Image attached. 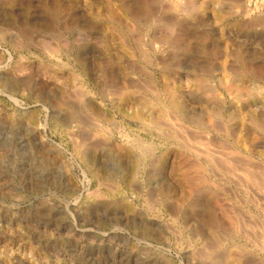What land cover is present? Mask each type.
<instances>
[{"label": "rangeland", "instance_id": "rangeland-1", "mask_svg": "<svg viewBox=\"0 0 264 264\" xmlns=\"http://www.w3.org/2000/svg\"><path fill=\"white\" fill-rule=\"evenodd\" d=\"M167 1L0 0V264H264V0Z\"/></svg>", "mask_w": 264, "mask_h": 264}, {"label": "bare ground", "instance_id": "bare-ground-1", "mask_svg": "<svg viewBox=\"0 0 264 264\" xmlns=\"http://www.w3.org/2000/svg\"><path fill=\"white\" fill-rule=\"evenodd\" d=\"M171 1V0H170ZM170 1H167L166 3L167 4H169V2ZM194 1V0H193ZM197 1V0H196ZM190 2L192 3V0H190ZM171 4H173L174 5V3H171ZM170 5V4H169ZM188 6H189V4H187ZM170 6H172V5H170ZM176 6V5H175ZM190 7V6H189ZM148 8V7H147ZM165 8V7H164ZM114 9V8H113ZM112 10V9H111ZM115 10H117V9H115ZM238 10V9H237ZM116 12V11H115ZM152 12V11H151ZM150 12V13H151ZM117 14V13H116ZM164 14V13H163ZM175 15V14H174ZM149 16V15H148ZM164 16V15H163ZM107 17V16H106ZM144 17V16H143ZM142 17V18H143ZM168 17V16H167ZM166 17V18H167ZM170 17V16H169ZM134 18V17H133ZM155 18V17H154ZM157 18V17H156ZM174 19V18H173ZM110 20V19H109ZM122 20V19H121ZM113 21H115V20H113ZM168 27V26H167ZM139 38V37H138ZM140 47V46H139ZM141 50V49H140ZM141 56H142V54H141ZM146 57V56H145ZM144 59V58H143ZM143 72V71H142ZM229 77V76H228ZM241 80V79H240ZM246 82V81H245ZM222 84L226 87V88H228L229 90H231V91H233V92H235V93H237V94H239V95H242L244 92H245V85H244V83L243 82H241V81H239V80H237V81H235V80H229V79H227V78H225L224 77V80L222 81ZM248 85V84H247ZM227 89V90H228ZM248 94V93H247ZM246 95V94H245ZM243 96V95H242ZM239 99V98H238ZM154 104V103H153ZM173 105V104H172ZM145 112V111H144ZM160 112V111H159ZM152 113V112H151ZM161 113V112H160ZM100 114V113H99ZM150 114V113H149ZM148 114V115H149ZM154 114V113H153ZM152 114V115H153ZM157 116L156 117H159L160 118V114L159 113H157L156 114ZM164 115V114H163ZM149 117V116H148ZM162 117V116H161ZM165 117H168V116H165ZM174 117V116H173ZM210 117V116H209ZM137 118V117H136ZM139 118L141 119L142 117H140L139 116ZM206 118V117H205ZM139 119V120H140ZM172 120V119H171ZM206 121H208V119H205ZM162 122H164V121H162ZM165 122H166V120H165ZM176 123V122H175ZM210 123V122H209ZM170 124V123H169ZM206 124V123H205ZM178 125V124H177ZM213 125V124H212ZM171 126V125H170ZM181 126V125H180ZM179 126V127H180ZM211 126V125H210ZM155 127V126H154ZM175 127H177V126H174V129H175ZM170 128V127H169ZM171 128H172V126H171ZM183 128V127H182ZM173 129V130H174ZM184 129V128H183ZM191 129V128H190ZM164 130V129H163ZM188 130V129H187ZM160 131V130H159ZM184 131L185 130H183V137L185 138V136H187V135H184ZM189 131V130H188ZM186 132V131H185ZM177 133V132H176ZM181 133V132H180ZM186 134V133H185ZM179 135V134H178ZM182 135V134H181ZM190 135V134H189ZM188 135V136H189ZM199 135V134H198ZM177 136V135H176ZM175 136V137H176ZM192 136V135H191ZM190 136V137H191ZM201 136V135H200ZM247 136V135H246ZM204 137V136H203ZM101 138V137H100ZM181 138V137H180ZM188 138V137H187ZM198 139L197 141H200L199 139H201V137H198V136H196L195 137V139ZM207 138H209V136H207ZM173 139V138H172ZM194 139V140H195ZM245 139V138H244ZM178 140H180L179 139V137H178ZM186 140V139H185ZM215 140V139H214ZM220 140V139H219ZM239 140V139H238ZM241 140V139H240ZM188 141V140H187ZM192 141H193V139H192ZM192 141H189V142H192ZM217 141V140H216ZM236 141V140H235ZM244 141V140H243ZM210 142V141H209ZM211 142H213V141H211ZM221 142V141H220ZM222 142H223V140H222ZM179 143V142H178ZM181 143V142H180ZM185 143H187V142H185ZM207 143V142H206ZM238 143V142H237ZM243 143V142H242ZM253 143H254V141H253ZM252 143V144H253ZM182 144V143H181ZM194 144H196V142L194 143ZM209 144V143H208ZM240 144H241V142H240ZM249 144V143H248ZM260 144V143H259ZM183 145V144H182ZM187 145H189V144H187ZM196 146V145H195ZM198 146V145H197ZM211 146V145H210ZM222 147V146H221ZM228 147V146H227ZM254 147V146H253ZM188 148V147H187ZM199 148H200V153H203L204 155H208V150H206V149H204V146H202V145H200L199 146ZM194 149H195V147H194ZM208 149V148H207ZM214 149V148H213ZM217 149V148H216ZM229 149V148H228ZM233 149V148H232ZM232 149H230V150H232ZM227 150V149H226ZM251 150V149H250ZM190 150H188V152H189ZM240 151V150H239ZM245 151V150H244ZM243 151V152H244ZM248 151V150H247ZM249 152V151H248ZM190 153V152H189ZM211 153L212 154H214L215 155V152L213 151H211ZM218 154H219V152H218ZM249 154V153H248ZM264 154V153H263ZM194 155V154H193ZM227 155V154H226ZM196 156V155H195ZM212 156V155H211ZM218 156V155H217ZM216 156V157H217ZM221 156H223V155H221ZM245 156H247V155H245ZM252 156V155H251ZM205 157V156H204ZM235 157H236V155H235ZM247 157H249V156H247ZM211 158V157H210ZM209 159V158H208ZM215 159V158H214ZM221 159V158H220ZM232 159H233V157H232ZM250 159V158H249ZM261 159V158H260ZM210 160V159H209ZM234 160V159H233ZM238 160V159H237ZM242 160V159H241ZM255 160V159H254ZM253 160V161H254ZM227 160H225V163H229V161H227ZM247 161V160H246ZM252 161V160H251ZM257 161V160H256ZM194 162V161H193ZM196 162V161H195ZM216 162V161H215ZM222 162H224V161H222ZM241 162V161H240ZM239 162V163H240ZM262 162V161H261ZM208 163V162H207ZM210 163V162H209ZM208 163V164H209ZM238 163V162H237ZM243 163V162H242ZM245 163V162H244ZM256 163V162H255ZM212 164V163H211ZM215 164V163H214ZM214 164H212V166L214 165ZM256 164H258V163H256ZM255 164V165H256ZM201 165V164H200ZM219 165H220V163H219ZM218 165V166H219ZM221 165H224V164H221ZM231 165V164H230ZM254 165V164H253ZM206 166H208V165H206ZM227 166H229L228 164H227ZM259 166H261V168H262V165H259ZM225 167V166H224ZM224 167H223V169H224ZM243 167V166H242ZM250 167V166H249ZM252 167V166H251ZM256 167V166H255ZM215 168V167H214ZM230 168V167H229ZM228 168V169H229ZM232 168V167H231ZM237 168H239L238 166H237ZM248 168V167H247ZM211 169H213V168H211ZM218 169V168H217ZM220 170H221V168H220ZM219 170V171H220ZM235 170V169H234ZM233 170V171H234ZM237 170H239V169H237ZM245 170V169H244ZM213 171V170H212ZM225 171V170H224ZM253 171V170H252ZM216 172V171H215ZM241 172V171H240ZM246 172V171H245ZM247 172H248V170H247ZM226 173H228V172H226ZM231 173V172H230ZM244 173V172H243ZM210 174V173H209ZM213 174V173H212ZM217 174V173H216ZM236 174V173H235ZM250 179H252L254 182L253 183H255L258 187H261L263 190H264V169H260V170H258V171H253V172H248V174L247 173H245ZM244 174V175H245ZM214 175V174H213ZM212 175V176H213ZM220 175H222V174H220ZM227 175H229V174H227ZM183 176V175H182ZM206 176V175H205ZM225 176V175H224ZM235 176V175H234ZM242 176V175H241ZM240 176V177H241ZM210 177H211V175H210ZM216 177H219L218 175L216 176ZM228 177H230V175L228 176ZM245 177V176H244ZM244 177H243V179H244ZM247 177V178H248ZM186 178V177H185ZM203 178V177H202ZM221 178V177H220ZM225 178V177H224ZM246 178V177H245ZM246 178V179H247ZM211 179V178H210ZM213 179V178H212ZM211 179V180H212ZM214 179H216V178H214ZM226 179V178H225ZM218 180H220V179H218ZM231 180V179H230ZM233 180V179H232ZM251 180V181H252ZM213 181V180H212ZM215 181H217V180H215ZM229 181V180H228ZM235 181H236V179H235ZM234 182V181H233ZM246 182V181H245ZM245 182H244V184H245ZM212 183V182H211ZM215 183V182H214ZM237 182H235V184H236ZM247 184L249 183V182H246ZM208 184H209V182H208ZM207 184V185H208ZM234 184V183H233ZM209 185H211V184H209ZM213 185V184H212ZM238 184H236V186H237ZM243 185V184H242ZM214 186V185H213ZM252 186V185H251ZM203 187V186H202ZM242 187V186H241ZM256 187V186H255ZM254 187V188H255ZM245 188V187H244ZM241 189V188H240ZM258 189V188H257ZM245 190V189H244ZM259 190V189H258ZM247 191V190H246ZM255 192V191H254ZM247 192H245V194H246ZM253 193V192H252ZM261 193V192H260ZM256 194H258V193H256ZM248 195V194H247ZM254 195H255V193H254ZM260 195V194H259ZM257 196V195H256ZM256 198V197H255ZM257 200V199H256ZM256 202V201H255ZM258 202V201H257ZM264 202V201H263ZM259 203V202H258ZM232 204V203H231ZM260 206V205H259ZM261 207V206H260ZM262 209V208H261ZM227 210H228V208H227ZM261 212V211H260ZM225 215V214H224ZM241 218H243V217H241ZM263 218V217H262ZM242 220V219H241ZM244 220V219H243ZM245 220H247V219H245ZM248 220H249V218H248ZM237 222V221H236ZM249 222V221H248ZM252 223V222H251ZM237 227V226H236ZM241 227V226H240ZM243 227V226H242ZM248 228V227H247ZM255 228H257V227H255ZM254 228V229H255ZM246 229V228H245ZM240 230V229H239ZM247 230V229H246ZM249 230V229H248ZM257 230V229H256ZM242 231V230H241ZM259 231H262V230H259ZM247 232V231H246ZM252 233H254V232H252ZM257 233V232H256ZM251 234V233H250ZM257 234H261V233H257ZM247 235V234H246ZM256 236V235H255ZM262 236H263V234H262ZM246 237H248V236H246ZM249 237H251V236H249ZM254 238V237H253ZM257 238V237H256ZM249 239V238H248ZM260 240V239H259ZM251 241V240H250ZM262 242V241H261ZM257 244V243H256ZM231 247V246H230ZM260 249H262V248H260ZM264 250V248L261 250V251H263ZM236 251V250H235ZM243 251V250H242ZM220 252V251H219ZM236 255V254H235ZM248 256V255H247ZM249 259V258H248Z\"/></svg>", "mask_w": 264, "mask_h": 264}]
</instances>
